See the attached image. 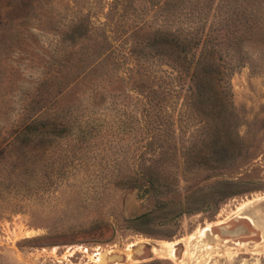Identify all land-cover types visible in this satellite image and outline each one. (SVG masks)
I'll return each instance as SVG.
<instances>
[{
	"label": "rangeland",
	"instance_id": "374dc122",
	"mask_svg": "<svg viewBox=\"0 0 264 264\" xmlns=\"http://www.w3.org/2000/svg\"><path fill=\"white\" fill-rule=\"evenodd\" d=\"M0 264H264V0H0Z\"/></svg>",
	"mask_w": 264,
	"mask_h": 264
},
{
	"label": "trees",
	"instance_id": "16d2710c",
	"mask_svg": "<svg viewBox=\"0 0 264 264\" xmlns=\"http://www.w3.org/2000/svg\"><path fill=\"white\" fill-rule=\"evenodd\" d=\"M224 21H227V20H224ZM181 35H185V34H183L182 32L175 31L174 34L171 35L172 38L168 39V41H169L170 46H173L175 48L179 47L181 55L185 58L186 61H188V62H185L187 65L186 68L181 70V76L184 77L186 75H189V77L192 80H195L196 78L198 79L203 73L206 74L205 71H203L201 67L204 65L210 64L208 62H211V60H213V56L217 55V51L215 54V48L217 49V46L220 42H225L226 40H229V36L226 34L204 35L202 38H198V39H195L194 36L187 37V36H181ZM218 62H220V60H218ZM216 64H219V63H217L216 61ZM192 65L194 66L192 67ZM217 72H219L218 68H215L212 71H209L207 75L209 74V77H210L212 74L217 73ZM86 79L87 78L85 77L81 79L80 81V83L83 84L85 88H87L92 83L90 79L88 80V82H86ZM105 80L106 79H102V80L100 79L98 81V79H96V83L92 84L90 89L92 88L94 91H96L100 87L104 88V85L102 83H104ZM191 90H192V87H190L189 95L191 94ZM63 97H66V96L63 95ZM57 102L58 100L56 102H53L50 106H48L45 109L43 115L52 114V112L54 114L61 113L62 109H60L59 106L56 107V105L58 104ZM210 128L211 126L208 125L206 129L210 131L209 130ZM189 150L193 151L195 149L194 147H191ZM155 188H156L155 184H152L151 189L155 190ZM218 198H219V195H218ZM220 198H222L221 195H220Z\"/></svg>",
	"mask_w": 264,
	"mask_h": 264
}]
</instances>
